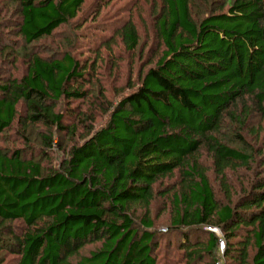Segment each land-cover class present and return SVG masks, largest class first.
I'll use <instances>...</instances> for the list:
<instances>
[{"label":"trees","instance_id":"trees-1","mask_svg":"<svg viewBox=\"0 0 264 264\" xmlns=\"http://www.w3.org/2000/svg\"><path fill=\"white\" fill-rule=\"evenodd\" d=\"M84 3L11 0L7 12L17 19L5 27L31 46L76 20ZM191 7L192 0H162L156 30L163 56L107 124L72 147L57 169L24 159L19 151L5 153L2 135L18 121L23 103L25 122L45 127L43 145L51 149L53 129L69 130L57 103L85 98L72 87L84 78L80 63L70 54L49 59L33 53L26 75L0 88V252L6 233L17 264H158L159 239L150 220L155 186L179 173L171 224L183 236L189 261L218 249L213 229H219L224 263L214 264H264V0H224L200 21ZM120 33L126 49L134 50L135 24L126 23ZM227 117L241 127L251 118L259 121L253 135L259 150L221 142L217 135ZM202 149L227 204L220 203L200 165ZM254 165L259 169L248 189L233 202L226 172ZM139 209L144 213L137 226ZM96 243L99 248L81 256Z\"/></svg>","mask_w":264,"mask_h":264},{"label":"rangeland","instance_id":"rangeland-1","mask_svg":"<svg viewBox=\"0 0 264 264\" xmlns=\"http://www.w3.org/2000/svg\"><path fill=\"white\" fill-rule=\"evenodd\" d=\"M9 1L11 0H0L2 17L6 20L1 24L4 36L0 43V88L8 81L20 80L26 75L27 57L33 53L49 59H62L65 54H70L80 63L84 74L83 79L72 82V87L74 91L80 90V93L86 94L85 98L63 99L56 105V111L63 114V126L69 130L59 132L53 129L54 146L51 149H46L43 145L42 135H47L45 127L25 122L23 103L18 106V121L2 135L1 148L5 153L12 155L19 151L24 159L39 162L47 169H57L72 147L83 144L107 124L117 104L139 87L146 72L163 56L165 48L156 30L162 0H85L76 20L60 27L52 36L27 47L20 37L12 33V29L5 27L7 22L17 19V16L12 17L7 12V8H10ZM223 1L192 0V15L200 21L217 10ZM128 22L135 24L139 35V43L134 50L126 49L120 33ZM3 46H8L9 49L3 51ZM257 127H260L259 121L255 118L241 127L227 117L217 137L232 148L248 152L259 150L260 144L253 136ZM198 158L220 203L227 204L222 190L224 186L220 184L213 162L205 149L201 150ZM255 159L259 163L260 157L255 156ZM252 168L226 172L227 186L233 202L237 201L244 189H248L259 166L254 165ZM181 181L180 174L175 173L173 177L155 186L156 195L151 205L150 220L154 224L151 230L156 232L159 239L156 254L158 264H214L215 260L216 263H224V234L219 229L216 231L220 239L218 249L211 255L204 254L201 261L190 262L185 249L181 248L183 236L171 224L172 196L178 191ZM136 213L135 221L139 226L144 212L139 209ZM16 225L18 232H21L23 229L19 224ZM140 230L145 229L141 226ZM184 230L187 234L193 231ZM3 234L4 247H1L0 264H17V256L8 247L12 245L10 236ZM190 240L194 242L195 237ZM99 247V243L88 245L82 250L81 256L88 255Z\"/></svg>","mask_w":264,"mask_h":264},{"label":"built area","instance_id":"built-area-1","mask_svg":"<svg viewBox=\"0 0 264 264\" xmlns=\"http://www.w3.org/2000/svg\"><path fill=\"white\" fill-rule=\"evenodd\" d=\"M214 231H217V229H214ZM222 245H223L222 247H223V249H224V243H222Z\"/></svg>","mask_w":264,"mask_h":264}]
</instances>
